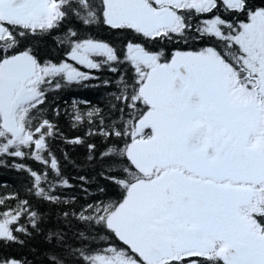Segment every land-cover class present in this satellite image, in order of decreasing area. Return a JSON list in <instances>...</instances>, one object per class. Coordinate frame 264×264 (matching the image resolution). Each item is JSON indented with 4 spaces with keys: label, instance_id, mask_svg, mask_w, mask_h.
<instances>
[{
    "label": "snow or ice",
    "instance_id": "6c2138e0",
    "mask_svg": "<svg viewBox=\"0 0 264 264\" xmlns=\"http://www.w3.org/2000/svg\"><path fill=\"white\" fill-rule=\"evenodd\" d=\"M0 168V264H264V0H0Z\"/></svg>",
    "mask_w": 264,
    "mask_h": 264
},
{
    "label": "trees",
    "instance_id": "16d2710c",
    "mask_svg": "<svg viewBox=\"0 0 264 264\" xmlns=\"http://www.w3.org/2000/svg\"><path fill=\"white\" fill-rule=\"evenodd\" d=\"M104 92L105 89L103 87L88 88L83 86H70L59 92L58 99L61 101L62 105L64 102L70 104L73 97H76L81 101H90L95 104L97 101L102 99ZM81 107H83V104H81ZM63 120L65 122V131H75L71 128L70 121L67 116H64ZM76 134L79 133L76 132ZM19 183L20 177L16 172L10 171L6 168H0V199L7 198L8 193L16 190Z\"/></svg>",
    "mask_w": 264,
    "mask_h": 264
}]
</instances>
